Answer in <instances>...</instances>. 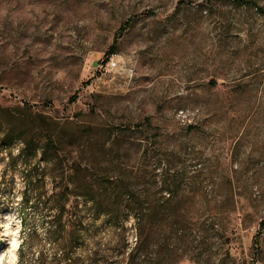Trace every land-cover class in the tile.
<instances>
[{"label":"rangeland","instance_id":"obj_1","mask_svg":"<svg viewBox=\"0 0 264 264\" xmlns=\"http://www.w3.org/2000/svg\"><path fill=\"white\" fill-rule=\"evenodd\" d=\"M252 1L0 0V252L10 215L16 264H126L134 197L151 264H264Z\"/></svg>","mask_w":264,"mask_h":264},{"label":"trees","instance_id":"obj_2","mask_svg":"<svg viewBox=\"0 0 264 264\" xmlns=\"http://www.w3.org/2000/svg\"><path fill=\"white\" fill-rule=\"evenodd\" d=\"M237 2L241 3V4H246V5H254L257 6L256 3H254L252 0H237ZM61 195H55L54 200L57 201V199L61 200ZM87 195L89 196V198L91 200H94L95 197L93 196L92 192L89 191L87 193ZM119 195L117 193L113 194V197L117 198ZM127 202H131V204H128V210L129 212L135 216V225H136V239L134 242V246L131 248V250L128 252L127 255V262L126 264H151L150 261L147 260V255H145L144 251L148 249V247L146 246V238H144V231H143V226L145 221L148 219V216H150L152 214V209L146 208V207H142L140 205H135V198L134 197H129L128 199H126ZM115 205H118L117 203ZM104 209L106 214H109L113 217L118 216V213L122 210L120 209V206H114L111 207V205H105ZM61 220V216L58 215L57 217L53 218V220L51 221V226L55 228L56 227V222Z\"/></svg>","mask_w":264,"mask_h":264},{"label":"clouds","instance_id":"obj_3","mask_svg":"<svg viewBox=\"0 0 264 264\" xmlns=\"http://www.w3.org/2000/svg\"><path fill=\"white\" fill-rule=\"evenodd\" d=\"M17 231H13L11 233H8V235L11 236V245H12V250L4 253L3 256H0V264H16V261L18 259L17 256L13 255V251L17 248Z\"/></svg>","mask_w":264,"mask_h":264},{"label":"bare ground","instance_id":"obj_4","mask_svg":"<svg viewBox=\"0 0 264 264\" xmlns=\"http://www.w3.org/2000/svg\"><path fill=\"white\" fill-rule=\"evenodd\" d=\"M12 223H13V219H12V217L10 216V215H6L5 216V218H4V220L2 221V223H1V226H2V229L4 230V231H6V233L8 234V233H11V232H13V231H17V228L16 229H12L11 227H12ZM19 232V231H18ZM18 232H17V235H18ZM10 236V235H9ZM11 236L9 237V241H8V244H9V250L8 251H11L12 250V245H11ZM16 239H17V236H16ZM17 247H18V240H17ZM16 250H17V248L13 251V255H15V256H17L16 255ZM3 254H4V250H2L1 252H0V256H3Z\"/></svg>","mask_w":264,"mask_h":264},{"label":"built area","instance_id":"obj_5","mask_svg":"<svg viewBox=\"0 0 264 264\" xmlns=\"http://www.w3.org/2000/svg\"><path fill=\"white\" fill-rule=\"evenodd\" d=\"M114 65H115V63L112 60H110V61L106 62L104 65H101L100 68H101V70H107L108 68H111Z\"/></svg>","mask_w":264,"mask_h":264}]
</instances>
